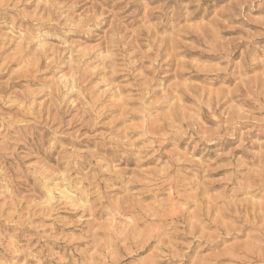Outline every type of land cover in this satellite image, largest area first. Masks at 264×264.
<instances>
[{"label": "rangeland", "instance_id": "obj_1", "mask_svg": "<svg viewBox=\"0 0 264 264\" xmlns=\"http://www.w3.org/2000/svg\"><path fill=\"white\" fill-rule=\"evenodd\" d=\"M0 264H264V0H0Z\"/></svg>", "mask_w": 264, "mask_h": 264}]
</instances>
